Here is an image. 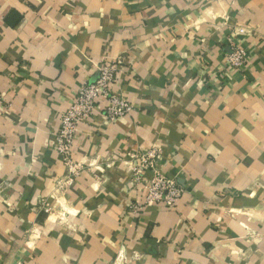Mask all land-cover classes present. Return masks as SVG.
<instances>
[{
	"label": "crops",
	"instance_id": "1",
	"mask_svg": "<svg viewBox=\"0 0 264 264\" xmlns=\"http://www.w3.org/2000/svg\"><path fill=\"white\" fill-rule=\"evenodd\" d=\"M106 61L132 110L79 129L70 176L59 116ZM0 91V264H264V0H0ZM150 150L171 210L132 208Z\"/></svg>",
	"mask_w": 264,
	"mask_h": 264
},
{
	"label": "built area",
	"instance_id": "2",
	"mask_svg": "<svg viewBox=\"0 0 264 264\" xmlns=\"http://www.w3.org/2000/svg\"><path fill=\"white\" fill-rule=\"evenodd\" d=\"M243 33L242 28H237V31L226 37L225 44L229 48V54L224 62L226 69H240L248 61L246 51L236 41V36ZM121 72L120 66L114 61L101 64L96 70L94 80L86 81L78 86L59 116V126L54 135V148L60 163L70 176H77L81 169L74 160L79 129L95 116L102 115L106 122L113 123L132 110L131 105L119 95L118 84ZM7 108L5 96L0 91V114ZM159 157V152L150 150L134 152L130 154L129 160L123 161V165L128 167V190L138 191L141 194L139 200L132 206L134 211L139 212L150 207L171 210L183 195L182 188L174 179L156 170ZM148 172H151L150 177L146 176ZM45 207L44 211L48 213V206L45 205Z\"/></svg>",
	"mask_w": 264,
	"mask_h": 264
}]
</instances>
